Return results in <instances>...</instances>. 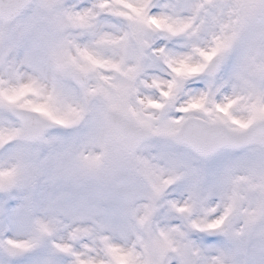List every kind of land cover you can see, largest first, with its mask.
I'll use <instances>...</instances> for the list:
<instances>
[{
  "label": "snow or ice",
  "instance_id": "1",
  "mask_svg": "<svg viewBox=\"0 0 264 264\" xmlns=\"http://www.w3.org/2000/svg\"><path fill=\"white\" fill-rule=\"evenodd\" d=\"M156 6L155 0H97L92 7L77 10L68 0H0V112L15 118L0 120V149L16 145L0 160V221L8 220L0 228V264H15L45 248L39 264L65 260L96 264L87 254L94 249L85 246L78 252L72 243L92 237L90 228H74L70 242H63L57 239L58 220L33 218L25 234L27 218L34 213L33 183L40 172L36 162L47 147L44 164L72 153L79 171L100 174L108 165L109 130L116 121L131 116L150 128L129 104L152 50L148 32L197 39L208 32L207 47L192 48L199 60L192 62L186 55L169 61L170 66L179 64L173 69L177 77L206 73L214 84L233 52H238L228 76L178 109L183 115L163 133L188 144L200 161L220 152L239 155L216 174L206 194L199 185L192 192L201 205L212 196L223 202L218 217L192 224L194 230L208 234L202 242L192 241L179 228L154 230L152 225L162 193L181 179L179 168H190L206 180L205 170L167 160L169 174L161 179L165 169L157 170L136 156L135 171L151 186V194L126 198L122 225L98 226L111 233L99 236L108 258L105 264H264V0H175L154 15ZM102 15L121 20L123 27L112 24L107 26L114 31H101ZM73 31L94 37L92 46L81 45L71 36ZM68 77L78 92L59 86ZM175 87V81L170 83L163 95L169 96ZM145 107L162 105L149 102ZM191 113L200 115L193 120ZM81 124L89 132L78 142L66 144L50 134L52 128ZM171 208L177 214L191 211L188 204ZM216 211L209 208L207 215Z\"/></svg>",
  "mask_w": 264,
  "mask_h": 264
},
{
  "label": "clouds",
  "instance_id": "2",
  "mask_svg": "<svg viewBox=\"0 0 264 264\" xmlns=\"http://www.w3.org/2000/svg\"><path fill=\"white\" fill-rule=\"evenodd\" d=\"M155 2L157 6L153 9L154 15L165 10L162 8L164 4L174 3L175 0H155ZM68 3L77 10H84L92 7L97 0H68ZM182 15H187V13ZM99 24L102 26L101 31H114L113 28L107 26L112 24L123 27L121 20L108 15H102ZM71 36L75 37L81 45L88 44L90 47L95 39L86 33L81 35L78 31H73ZM147 36L152 41V50H149V58L134 83L137 91L129 97V104L136 112L143 114L141 119L146 120L150 128L141 125L131 116L116 121L109 130L111 143L108 165L100 174L87 175L79 171L76 167L75 155L72 153H64L59 162L50 161L44 164V158L49 155L50 151L47 147L41 149L36 162L40 172L33 183L34 213L27 218L25 234L30 231L33 218L58 220L61 230L57 234V239H62L63 242H70L68 236L74 228H90L94 233L92 237H82L72 243L78 252L85 251V246L94 249L87 254L96 261V264H105L108 259L99 236L111 235L108 231H101L98 226L122 225V207L126 198L130 194L145 197L151 194V186L135 171L136 156L149 160L157 170L165 169L161 179L169 174L167 160L205 170L206 180L198 178L190 168H179L181 179L167 186L162 193L152 225L154 230L179 228L192 241L202 242L208 238V234L194 230L192 224L203 218L211 220L218 217L223 211V202L217 196H212L201 205L192 199V192L199 185L200 191L206 194L216 174L236 155H239L220 152L208 161H200L196 152L188 144L179 143L163 133L171 121L183 115L178 109L187 106L188 103L207 92L210 84L215 88L228 76L238 52H233L231 59L217 75L213 84L206 73L187 78L177 77L173 69L178 68L179 64L172 63L171 66L169 64V61H178L186 55L192 56V62L199 60L192 48L193 45L207 47L210 43L208 32H202L198 39L189 38L188 35L171 37L166 32H148ZM159 49H164V52L160 53ZM104 74L116 75L114 73ZM174 81L177 87L165 97L163 93L168 92V85ZM59 86L65 90L79 91L78 86L70 77L63 78ZM220 98V96L216 97L217 100ZM149 102L162 105V107L159 109L145 107ZM189 115L195 120L200 114L191 113ZM14 119L11 114L0 112V120ZM88 132L89 128L86 124L72 129L52 128L50 130V134L61 137L66 144L78 142ZM15 147L16 145H9L0 149V160L6 158L10 150ZM36 147L32 146L33 149ZM100 187H106L109 190L110 194L106 198L100 199L96 195ZM144 202L143 199L140 200V203ZM172 204L178 206L188 204L191 211L186 214H177L172 210ZM213 207H216L217 211L212 215H207V209ZM7 224V219L0 221V228ZM131 242L129 240L128 244L130 245ZM46 251V248L37 250L17 260L15 264H39ZM64 264H68V261L65 260Z\"/></svg>",
  "mask_w": 264,
  "mask_h": 264
},
{
  "label": "rangeland",
  "instance_id": "3",
  "mask_svg": "<svg viewBox=\"0 0 264 264\" xmlns=\"http://www.w3.org/2000/svg\"><path fill=\"white\" fill-rule=\"evenodd\" d=\"M109 194L110 192L106 187H100L96 191V195L103 198H106Z\"/></svg>",
  "mask_w": 264,
  "mask_h": 264
}]
</instances>
